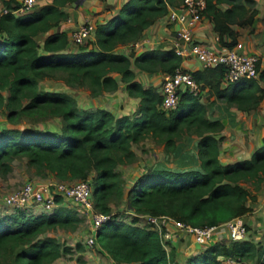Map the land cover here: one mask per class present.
I'll return each instance as SVG.
<instances>
[{"label": "trees", "instance_id": "1", "mask_svg": "<svg viewBox=\"0 0 264 264\" xmlns=\"http://www.w3.org/2000/svg\"><path fill=\"white\" fill-rule=\"evenodd\" d=\"M1 1L9 9L18 5L14 0ZM74 1L50 0L20 13L0 12V107L6 108L8 120L17 113L61 120L58 130L1 127L0 173L10 169L14 157L23 156L36 173L48 172L65 182L86 179L96 211L109 213L107 200L122 193L115 165L133 160L131 143L150 136L171 151L183 135L194 134L196 150L190 165L147 168L128 189L129 208L193 225L217 224L249 211L246 201L254 200L264 181V137L247 157L221 163L217 155L222 135L216 133L223 125L219 117L207 115L205 102L218 100L223 108L242 111L264 107V66L255 76L224 85L222 65L189 70L208 95L199 98L181 91L176 105L164 109L159 106L157 87L143 86L131 66L161 75L180 66L181 57L171 47H162L164 42L138 51L132 44L182 0H124L113 15L94 24L86 43L70 50L67 31L50 28L67 17L63 7ZM255 13L254 0H204L200 11L211 22L217 43L225 46L237 40L233 24H249ZM45 31L38 51L35 36ZM123 44L131 50L116 49ZM57 72L69 85H86L91 95L116 89L117 74L125 91L137 98L135 109L114 115L104 107H80L64 91L38 87L41 77ZM54 200L58 205L50 211L31 215L16 209L0 215V264H48L67 251L53 236L40 235L56 227L72 230L80 221L74 207L63 203L60 195ZM93 237L98 248L116 262L176 264L173 247L166 251L157 232L145 225L110 214L94 229ZM186 255L185 264H249L246 259L251 258L255 264H264V246L248 238L216 241Z\"/></svg>", "mask_w": 264, "mask_h": 264}, {"label": "rangeland", "instance_id": "2", "mask_svg": "<svg viewBox=\"0 0 264 264\" xmlns=\"http://www.w3.org/2000/svg\"><path fill=\"white\" fill-rule=\"evenodd\" d=\"M77 1H74L72 3L75 4ZM35 4L32 7H34ZM254 7L256 8V13L251 23L246 25H236V30L238 32L237 38H244L247 43L255 46L257 50L262 52L261 54L264 55V0H254ZM88 18L91 19L90 16H84L82 21ZM164 21H161L160 24L162 25V27H164V31L166 32L165 35H168L169 33H167V31L169 32V28H171V26L166 22V20ZM153 25L155 26V23ZM71 29L72 28H69L68 31ZM154 31L155 30H153L152 33H154ZM171 35L173 36L174 32H171ZM163 37L165 36L163 35ZM68 41L69 49L70 47H72L70 50H75L77 49L78 45H83L84 43H86L84 41V43L80 41L82 43L81 44L70 39ZM164 41V44H166L168 39H165ZM129 46L130 45L118 47L116 49L128 52L129 50H131ZM144 46L145 45H142V43L137 44L136 46L132 44L133 50L135 51L144 49ZM131 67L134 68L135 78L143 86L147 84H153L158 88V81L160 79L159 71H154L153 73L148 75L142 70H137L134 66ZM122 83L123 82L120 83L121 86L116 87V89L114 90L101 91L96 95H91L89 93V88L86 85H69L64 82L63 78L57 72L54 76L41 77L38 81V87L41 89L64 91L67 94L71 95L80 107H104L112 111L114 115L120 113L130 114L135 109L137 98L135 96L129 95L125 91L124 86H122ZM206 95H208L207 88H200V92L198 95L199 98H203ZM22 101H24V99ZM205 103L207 106V115L211 118L219 117L220 121L222 122L223 126L221 130L216 133V135H222L221 131L223 130L225 125H235L237 128L239 127L238 133L242 135L241 137H238L240 138L239 140H242L244 138V134H246L245 136L250 134L252 135V141H255L251 144V146L260 144V134L258 135V138H254V134L259 130V132H261V136L264 137V116L262 115L264 107H255L254 109H251L249 111H242L232 106L226 107L224 109L222 102L218 100H215L213 103H209V100H206ZM6 112L7 110L5 107H0V128L7 126L8 124H14L19 128L31 126L40 129L49 128L51 130H58L60 126L61 120L59 116H46L43 118H38L37 116L17 113L16 117L13 120H8L6 117ZM235 138L232 139L234 143L236 142ZM196 139L197 136L194 134H185L183 135L181 140L175 143V147L171 151L164 150L162 145L150 136H145L141 140L131 143L130 147L134 152L133 160L130 162L117 163L115 165V169L119 172L121 178L120 185L122 187V193L119 196H111L107 200V206L109 210L108 212L111 213L112 217L114 219L132 221L138 225L146 226L147 221L145 217L138 216L137 213L128 206V189L131 187L136 177H138L142 172H144L151 166L171 167L173 165H181V167H183V165H190L193 154L196 150ZM221 139L218 141V144L220 143ZM233 142L231 144H233ZM182 158H184V160H181ZM179 161L180 164H178ZM10 165L11 167L6 173H0V215L2 213L15 211L13 207L8 206L4 203L2 197L4 196V194L17 189L23 182L30 181L38 184L44 181L48 182L57 180L51 173H36L31 166L27 165L26 160L23 156L14 157ZM86 181L90 182L88 180ZM263 202L264 181L261 182L259 188L255 192L254 200L246 201V204H248L251 209L244 213L241 218L245 223L246 228L248 229L247 238L264 246ZM81 208L77 209V212L80 214V216L78 215L80 217V221L74 229L70 230L66 228L56 227L53 229H46L40 234L51 235L60 243L61 246L68 248L67 251L62 252L59 256L48 262V264H117L115 262H112L105 253L101 252L95 242L94 244L90 245L86 243V239L90 234L91 224L88 220V217H85L86 209L84 207ZM96 209L97 207L93 205V210ZM23 210L28 214L31 212V215H34V213L36 214L46 211L40 206H32L29 209ZM165 245L167 249H169V245L167 242L165 243ZM171 247L172 246H170V248ZM179 247H181V249L183 250V254H175V251L173 255L174 260L176 261V264H185V260L188 257L186 255L188 254L187 249L193 247V244L188 240L182 239L181 241H179ZM203 247L204 246H200L196 251L198 252ZM246 261L249 264H255L254 258L246 259Z\"/></svg>", "mask_w": 264, "mask_h": 264}, {"label": "built area", "instance_id": "3", "mask_svg": "<svg viewBox=\"0 0 264 264\" xmlns=\"http://www.w3.org/2000/svg\"><path fill=\"white\" fill-rule=\"evenodd\" d=\"M37 0H19L16 7L3 8L13 13H20L31 10ZM204 7V0H182L176 7L170 6L165 15L166 22L171 26L174 35L169 41V47L175 54L181 57V62L186 59L198 63L197 68L204 66L222 65L224 67L222 84L233 82L242 77L255 76L258 69L264 66V55L259 53H247L243 51L241 41L238 39L231 46L219 45L215 36V44L211 47L194 37V27L202 16L201 9ZM94 23L89 19L81 21L67 32L68 38L77 43L91 37ZM145 45V48L152 47L144 39H137L133 44ZM140 50V49H139ZM177 66L173 72L160 75L158 81V92L160 94L159 106L168 109L173 108L179 98L181 91H188L191 94L199 95V84L194 80L188 67ZM195 69V68H193ZM58 194L62 197L63 203L72 205L77 212L78 208L84 207L85 217L90 222V234L86 239L88 245L94 244L93 231L104 220L108 219L111 213H104L93 210L91 201V189L85 180H76L65 183L64 181L53 180L42 183L23 182L17 189L4 194V203L13 209H29L32 206H40L50 211L58 205L54 197ZM82 209V208H81ZM83 210V209H82ZM80 216V214L77 212ZM145 217L146 227L155 230L159 236L162 247L167 251L173 246L174 241L188 240L196 246H205L216 241H231L247 238L248 229L242 220V216H235L217 224L193 225L171 218L165 214L150 215L137 213ZM168 243L167 249L165 243ZM188 252V251H187ZM193 252L189 251L188 253ZM196 252V251H195Z\"/></svg>", "mask_w": 264, "mask_h": 264}, {"label": "crops", "instance_id": "4", "mask_svg": "<svg viewBox=\"0 0 264 264\" xmlns=\"http://www.w3.org/2000/svg\"><path fill=\"white\" fill-rule=\"evenodd\" d=\"M16 2H19V0H14ZM50 0H37L36 4L34 7H32V9H36L38 7H40L41 5L48 3ZM124 0H78L75 4H73L72 2L70 4L65 5L63 8L64 10L67 11V17L65 19L60 20L55 26L51 27L50 30H66L68 31L69 28H73L74 26L78 25L84 16H90L93 23H98V22H102L104 20H106L108 17H110L111 15H113L117 9L119 8V6L121 5V3ZM13 3H11L12 5ZM3 8H6L2 1L0 0V12L3 11ZM165 20V18L163 19H159L156 20L155 26L153 24H150L149 26H147L144 30H143V34L141 39H144L147 42L150 43V45L153 47L154 45H157L159 42H165V39H168V41L166 42V44H163L162 47H168L169 45V41L172 37L171 32H173L171 30V28H169V32L167 31V33H169L168 35H165V31H164V27H162V25L160 24L161 21L163 22ZM165 22V21H164ZM233 27L236 29V25L233 24ZM154 31V33H152ZM148 31V32H147ZM150 31V32H149ZM46 34V31L44 33H39L38 35L35 36L36 41L39 44V48L38 51H41V43L43 40L44 35ZM154 34V35H153ZM163 35L165 37H163ZM215 36L216 34L213 32L212 28H211V22L206 19L205 17H202L199 21H197L195 27H194V37L199 40L204 42L206 45L208 46H213L215 43ZM243 38V37H242ZM40 39V40H38ZM238 39V38H237ZM239 41H241L242 46H243V51L247 52V53H259L261 54L262 52H260L259 50H257V48L249 43H247L244 38L243 39H238ZM128 44H123V45H118L116 48L118 47H123V46H127ZM69 46V45H67ZM72 47H70L71 49ZM69 49V47H68ZM182 66L184 67H188V68H197L198 63L194 60L191 59H186L184 61L181 62ZM116 81H117V87L121 86L120 83L121 81L118 80V75L114 74ZM122 86H124V84L122 83ZM4 91H2L3 93ZM5 94V92L3 93ZM223 107V106H222ZM225 109V108H224ZM112 112V111H111ZM113 113V112H112ZM262 115L264 116V111H262ZM238 125V124H237ZM239 128V127H238ZM238 128L235 125H229L227 124V126L225 125L223 130L221 131L222 133V139L220 141V143L218 144V159L221 163H225V162H231L233 160L239 159V158H243V157H247L254 148H256L258 145L261 144L262 142V136H261V132H259V130L254 134V138H258L259 136V141L260 144H256L255 146H251L252 143H254L255 141H252V135H247L244 134V138L242 140H239L242 135L238 133ZM225 136V137H224ZM237 136V137H236ZM236 140V142L234 143L232 139ZM233 142V144H231ZM251 146V147H250ZM246 152V154H245ZM221 155V157H220ZM194 156L192 157V160ZM195 164L198 163L197 160H195L194 162ZM264 203V202H263ZM243 216V215H242ZM193 244V243H192ZM174 248V252L176 251L175 254H183L182 253V249L181 247H179V241H174L173 246ZM200 246H195L193 244V247H191L190 249H187V251H193L190 253H194ZM101 252L105 253L102 249H100ZM106 254V253H105ZM189 254V253H188ZM108 257L109 255L106 254ZM110 258V257H109ZM110 260L112 262H115L117 264H135L133 262L130 263H124V262H116L114 260H112L110 258Z\"/></svg>", "mask_w": 264, "mask_h": 264}]
</instances>
